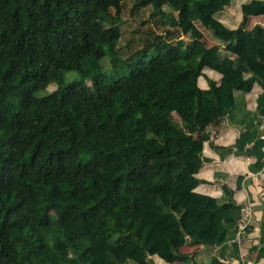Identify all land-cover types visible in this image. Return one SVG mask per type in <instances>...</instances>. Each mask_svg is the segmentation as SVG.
<instances>
[{"label":"trees","instance_id":"trees-1","mask_svg":"<svg viewBox=\"0 0 264 264\" xmlns=\"http://www.w3.org/2000/svg\"><path fill=\"white\" fill-rule=\"evenodd\" d=\"M125 1L0 0V264H143L154 255L196 264L167 234L207 249L230 242L237 255L240 206L228 190L222 200L194 192L208 138L200 127L228 112L221 98L264 79V28L245 29L264 0L241 6L225 45L238 65L223 69L217 50L182 37L195 22L211 29L208 18L234 0H133L131 13L150 8L156 28L179 34L147 47L140 36L135 52L119 44ZM105 57L128 75L109 81ZM204 68L222 76L207 90L197 85ZM71 71L91 88L64 85ZM254 146L262 152L260 140ZM177 200L190 209L173 212Z\"/></svg>","mask_w":264,"mask_h":264},{"label":"crops","instance_id":"crops-1","mask_svg":"<svg viewBox=\"0 0 264 264\" xmlns=\"http://www.w3.org/2000/svg\"><path fill=\"white\" fill-rule=\"evenodd\" d=\"M251 1L253 0H234L223 11L208 18L211 29H205L200 22H195L188 34L181 37L188 41L197 38L207 48L217 50L221 58L220 69L236 67V56L227 52L225 45L234 39L233 33L242 21L241 6ZM256 26L264 28V15L247 17L245 29L252 30ZM249 76L250 74L245 75ZM221 78L218 71L204 68L197 85L200 89L207 90V79L219 84ZM261 97H264V79L258 78L251 91H233L227 98H221L220 103L227 106L228 112L215 121H203L200 127L201 133L207 134L208 138L203 142L198 158L200 166L195 175L198 184L194 192L222 200L225 198L224 190H228L236 205L251 204L254 220L248 234L237 244L236 256L230 254V242L221 247L213 246L207 249L203 243H190L188 235L185 236L186 242L180 245L173 235L167 234V238L175 247V253L183 257L194 255L196 264H210L213 258L229 264H264V256L259 257V252H264V172L261 171V159L258 157L262 152L254 146L260 135L259 117L264 112V98L260 100ZM252 132L255 139L238 149L237 140L247 139ZM189 209L190 206L181 200L172 205V211L175 213ZM143 264L185 263H168L154 255L149 256Z\"/></svg>","mask_w":264,"mask_h":264},{"label":"rangeland","instance_id":"rangeland-1","mask_svg":"<svg viewBox=\"0 0 264 264\" xmlns=\"http://www.w3.org/2000/svg\"><path fill=\"white\" fill-rule=\"evenodd\" d=\"M133 4V0H127L123 4L122 9V23H121V39L119 41L120 48H123L128 42L131 46V51L135 52L137 48H139L140 44L138 42V37L144 36V39L149 38L143 41L141 44L144 46H153L156 42L160 40H168L173 41L179 37L178 32L175 30H170V32H166L165 30H159L156 28L151 21H149V13L151 11L150 8L140 9L131 13V6ZM164 10L168 12V8L165 7ZM144 22H148L147 24H142ZM150 34V35H149ZM123 55L125 50L122 52ZM102 71L108 77L109 81L115 80L119 77L128 75L127 69H118L117 71L111 70L108 62V58L105 57L101 60ZM64 85L69 83H77V86H87L91 88V83L88 81H81L80 76L77 72L71 71L67 72L64 77ZM55 89L54 84L48 87V92H52ZM43 92L38 93V95H42ZM174 124L180 128V124L178 119L174 115L173 118Z\"/></svg>","mask_w":264,"mask_h":264},{"label":"built area","instance_id":"built-area-1","mask_svg":"<svg viewBox=\"0 0 264 264\" xmlns=\"http://www.w3.org/2000/svg\"><path fill=\"white\" fill-rule=\"evenodd\" d=\"M260 135L259 140L263 143V160L261 171L264 172V115L259 117ZM254 220V212L250 203H244L240 206L239 218L235 225V241L240 244L242 239L248 234Z\"/></svg>","mask_w":264,"mask_h":264}]
</instances>
